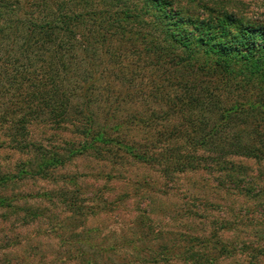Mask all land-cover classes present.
Returning <instances> with one entry per match:
<instances>
[{"label":"rangeland","instance_id":"1","mask_svg":"<svg viewBox=\"0 0 264 264\" xmlns=\"http://www.w3.org/2000/svg\"><path fill=\"white\" fill-rule=\"evenodd\" d=\"M48 2L49 12L37 9L32 18L37 0H0V27L10 28L0 35V62H6L0 71V196L7 198L0 206V264H264V162L227 156L237 173L166 175L162 165L121 153L116 163L74 153L81 139L73 118L56 122L42 96L46 90L34 87L47 73L38 67L42 53L31 55L41 57L28 61L33 68L19 51L28 21L44 24L45 14L81 7L77 0ZM218 2L264 23V0ZM67 79L65 87L75 85ZM104 85L92 88L94 98L103 96ZM155 89L158 95L171 91ZM159 101L137 103L144 115L152 110L158 117L170 105ZM174 119H158V128H171ZM149 129L141 127L137 139L149 140Z\"/></svg>","mask_w":264,"mask_h":264},{"label":"trees","instance_id":"2","mask_svg":"<svg viewBox=\"0 0 264 264\" xmlns=\"http://www.w3.org/2000/svg\"><path fill=\"white\" fill-rule=\"evenodd\" d=\"M37 1L32 18L37 9L48 11V0ZM215 1L77 0L79 11L24 25L19 51L33 68L28 61L41 57L31 55L42 53L38 67L47 73L34 87L46 90L42 96L56 122L73 118L81 139L75 154L116 163L121 153L162 165L166 175L237 173L227 156L264 162V23ZM6 31L0 27V35ZM5 65L0 62V71ZM67 75L75 85L65 87ZM99 83L105 87L96 99L92 88ZM155 85L171 91L158 95ZM147 97L169 109L144 115L137 100L150 105ZM165 118H175L171 128H158ZM141 127L150 128L149 140L137 139ZM5 203L0 196V206Z\"/></svg>","mask_w":264,"mask_h":264}]
</instances>
